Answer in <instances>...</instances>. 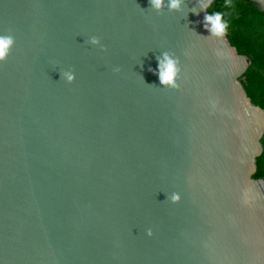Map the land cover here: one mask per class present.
Here are the masks:
<instances>
[{"label": "water", "instance_id": "obj_1", "mask_svg": "<svg viewBox=\"0 0 264 264\" xmlns=\"http://www.w3.org/2000/svg\"><path fill=\"white\" fill-rule=\"evenodd\" d=\"M214 1L0 0V264H264V108Z\"/></svg>", "mask_w": 264, "mask_h": 264}, {"label": "trees", "instance_id": "obj_2", "mask_svg": "<svg viewBox=\"0 0 264 264\" xmlns=\"http://www.w3.org/2000/svg\"><path fill=\"white\" fill-rule=\"evenodd\" d=\"M222 13L227 21L226 35L237 51L250 59L243 75V85L251 101L264 108V9L249 0H233L232 5L224 0H215L208 14ZM263 150L256 159L255 178L264 180V136Z\"/></svg>", "mask_w": 264, "mask_h": 264}, {"label": "clouds", "instance_id": "obj_3", "mask_svg": "<svg viewBox=\"0 0 264 264\" xmlns=\"http://www.w3.org/2000/svg\"><path fill=\"white\" fill-rule=\"evenodd\" d=\"M225 4L232 5L233 0H224ZM151 6L155 9L159 10L163 6V0H149ZM180 6V0H170V8L178 9ZM205 27L208 29L211 34L217 38L223 37L228 29L227 21L222 19V13L215 12L214 14H208L205 16ZM211 25L208 28V25ZM91 43L93 45L99 44L100 39L98 37H91ZM14 44V37L12 35H0V61L6 60L10 53V49ZM102 51H106L107 49L101 46ZM178 61L172 59L168 53L163 54V59L158 58V76L161 85L177 87L175 83V79L179 72V68L177 67ZM114 71L119 72L120 69L116 68ZM63 76L67 78L69 83H73L75 81L74 75L69 73H63ZM173 201L179 200V196L174 195L172 197ZM149 236L152 235L151 229L148 230L147 233Z\"/></svg>", "mask_w": 264, "mask_h": 264}]
</instances>
